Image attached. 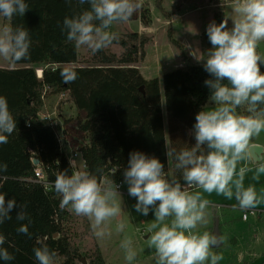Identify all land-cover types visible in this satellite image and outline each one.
Listing matches in <instances>:
<instances>
[{
    "label": "clouds",
    "instance_id": "obj_1",
    "mask_svg": "<svg viewBox=\"0 0 264 264\" xmlns=\"http://www.w3.org/2000/svg\"><path fill=\"white\" fill-rule=\"evenodd\" d=\"M77 2L89 8L65 17L62 31L76 48L85 47L93 54L117 41L114 26L128 22L142 7V0ZM229 7L232 27L226 17L219 24L210 22L206 30L212 45L204 63L212 77L205 81L211 91L210 106L196 114L195 145L180 150L166 145V156L174 161L181 179L170 177L158 158L140 151L129 154L123 172L128 194L137 201L135 210L144 216L154 212L146 231L155 264H219L222 256L213 249L223 237L199 231L208 223L210 200L205 194L234 198V207L241 211L255 209L260 202L255 186H246L245 179L249 172L255 173V179L264 174V152L254 154L253 143L264 132V54L259 51L264 44V0H231ZM28 9L26 0H0V19L7 21L0 23V60L12 65L30 57L29 30L11 23ZM75 78L73 73L69 80ZM16 127L7 98L0 95V144L7 143ZM53 187L61 208L87 218L98 241L112 235L111 224L124 211L120 186L113 180L102 181L87 170L69 174L65 169L57 173ZM26 207L0 192V224L12 218L14 209H18V221L29 220ZM125 229L126 224L117 220L115 231L124 233ZM17 232L31 236L27 225ZM5 239L0 233V260L7 262L15 257L3 247ZM119 246L127 264H133L138 257L133 239L123 236ZM33 252L38 264H56V253L47 245L35 247Z\"/></svg>",
    "mask_w": 264,
    "mask_h": 264
},
{
    "label": "trees",
    "instance_id": "obj_2",
    "mask_svg": "<svg viewBox=\"0 0 264 264\" xmlns=\"http://www.w3.org/2000/svg\"><path fill=\"white\" fill-rule=\"evenodd\" d=\"M156 2L162 10V1ZM26 3L29 9L24 16H15L11 23L29 30L30 57L13 68L0 67V95L7 98L17 124L7 143L0 144V192L6 199L15 198L17 205H26L31 222L18 221V209H14L12 218L0 224V233L6 238L3 247L15 257L12 261L0 260V264H38L33 249L44 245L56 253V264H77L81 254L72 244L68 227L73 214L61 208L54 188L46 190L30 180L34 175L33 157L51 181L60 171L72 172L54 130L38 118L43 97L48 92H69L80 112L73 120L75 131L84 140L78 151L88 171L101 180H124L123 172L133 151L158 158L168 175L171 167V177L181 179L174 161L166 156V145L177 150L195 145V117L209 100L211 91L205 81L212 77L204 64H196L168 71L161 78L146 79L137 63L144 58V46L150 38L139 32L120 40L126 49L121 55L103 49L95 54L93 64H78V48L66 39L63 20L87 10L89 5L77 0ZM146 16L141 7L131 19ZM224 19V10L214 13L217 24ZM168 37L183 49L171 32ZM201 47L206 60L212 48L207 31L201 34ZM42 63L45 65L39 77L35 65ZM73 73L76 78L70 81ZM21 225H27L30 237L17 232ZM88 264L107 263L102 252L96 250Z\"/></svg>",
    "mask_w": 264,
    "mask_h": 264
},
{
    "label": "rangeland",
    "instance_id": "obj_3",
    "mask_svg": "<svg viewBox=\"0 0 264 264\" xmlns=\"http://www.w3.org/2000/svg\"><path fill=\"white\" fill-rule=\"evenodd\" d=\"M162 10L158 8L156 0H142V9L146 11V17L130 19L126 23H121L114 26V31L118 33V40L110 45L107 50L121 55L126 49L120 44L121 39H127L131 32H139L150 38V41L144 46L145 56L137 63L139 70H143L146 78L151 79L154 75L162 76L163 73L168 71L182 68L188 64H204L206 60L202 57L201 47V34L207 30V26L213 21V16L216 11L224 10L225 18L228 17V27H232V16L229 5L231 0H161ZM215 4V6H214ZM218 4V5H217ZM147 20V22H145ZM0 23H7V21L0 19ZM178 40L183 49L174 45L168 33ZM189 45L191 55L187 56L186 47L184 43ZM259 51L264 54V44L260 45ZM183 52V53H182ZM79 63L81 65L93 64L95 60V54L85 47L78 48ZM45 64L35 65L38 70L42 69ZM0 67L13 68L15 65L9 64L3 60H0ZM261 71L264 72V64L261 65ZM142 74V73H141ZM163 96V95H162ZM43 113H50L55 116V121L59 123L63 122V127L67 135L72 149L78 151V148L84 143V140L77 134L74 127V119L80 115L79 110L75 107L72 98H63L60 100V93L51 94L47 93L44 97V104L41 108ZM165 113V110H164ZM68 124H65V121ZM59 126V125H58ZM254 141H259L264 145V132ZM255 173L249 172L245 179V185L251 184L258 179L254 178ZM172 175L170 174V177ZM260 181H264V174L260 175ZM121 194V193H120ZM123 213L120 217L116 218L111 224L112 235L102 241H98L90 228V222L87 218L77 217L73 214L74 219L68 224L70 228V238L72 244L77 246L81 254V260L77 261V264H88L96 250H100L107 264H127L124 259L123 250L119 244L123 236L127 235L134 241V246L138 251V257L133 264H155L153 250L147 247V239L142 235V231L146 230L148 225L152 222L154 212L149 211L147 216L138 213L134 205L136 204V198L130 195L121 194ZM219 199H225L221 197ZM206 225H201L199 231H214V227L217 220L221 221V228L223 233V240L228 243L234 240H240L242 246L246 242L252 240V233H255L253 229L247 228L245 234L247 238L240 237L238 234L232 237L226 236V227L224 224V218L222 217L221 209H217L215 206H211L207 209ZM224 215L230 221L238 220V213L226 211ZM117 220H122L126 224L124 233H117L115 231V224ZM148 234V232H146ZM251 238V239H250ZM253 243V242H252ZM252 246V245H251ZM246 247V246H244ZM214 248L213 251L222 255V251L226 247ZM218 249L220 251H218ZM251 248V251H254ZM250 251V252H251ZM85 260L86 263L83 262ZM220 263V262H219Z\"/></svg>",
    "mask_w": 264,
    "mask_h": 264
},
{
    "label": "crops",
    "instance_id": "obj_4",
    "mask_svg": "<svg viewBox=\"0 0 264 264\" xmlns=\"http://www.w3.org/2000/svg\"><path fill=\"white\" fill-rule=\"evenodd\" d=\"M218 5V4H217ZM215 6V4H214ZM184 43V42H183ZM186 52L188 53L187 56L189 58V55H191L189 50V45L187 43H184ZM194 65V64H188ZM187 66H183L182 68H185ZM139 68V66H138ZM140 69V68H139ZM142 75L146 78V76L143 73V70L140 71ZM164 74V73H163ZM162 74V75H163ZM161 78L160 75H154L151 77L153 78ZM148 79V78H146ZM206 106H210V102L208 100ZM168 132L166 129V139L168 142ZM254 144H259L262 146V152H264V145L260 143L259 141H253ZM171 165V164H170ZM171 174V167H169V175ZM261 179L256 180L255 182L251 183L255 186L257 193L260 198V202L257 204V208L260 209L258 215L250 216L247 220H243L241 217V211L234 207L236 205V200L233 198L231 200L225 198V199H219L223 196L217 195L215 193L208 195L205 194V196L210 200V205L217 207V209H221L222 217L224 218V224L226 227V236L232 237L233 235H239L241 238L244 237L247 238V235L245 234L246 227L252 228L255 233H252V241L246 242L244 246L241 245L240 240H234L228 243V241H222V244L220 248L226 247L225 250L222 251V259L219 261V264H264V181H260ZM247 186V185H246ZM221 205V207H218V205ZM230 211L234 213H238V220L230 221L227 219V217L224 215V212ZM219 222L220 227V236L223 237L222 228H221V221L217 220ZM146 230L142 231V235L144 238L147 239L149 234H146ZM213 232V231H212ZM248 239V238H247ZM251 239V238H250ZM249 240V239H248ZM252 245V246H251ZM219 248V249H220ZM251 248H254V251H251ZM218 249V251H220ZM251 251V252H250Z\"/></svg>",
    "mask_w": 264,
    "mask_h": 264
},
{
    "label": "built area",
    "instance_id": "obj_5",
    "mask_svg": "<svg viewBox=\"0 0 264 264\" xmlns=\"http://www.w3.org/2000/svg\"><path fill=\"white\" fill-rule=\"evenodd\" d=\"M70 98V94L68 91H62L60 92V100L63 98ZM44 100V97H43ZM38 118L41 122H43L45 125L49 126L52 128L56 134V137L58 138L60 142V147L62 152L65 154L66 159L68 160L70 164L71 160V170L72 172L75 170H87V165L82 158V155L79 151H74L67 140V135L65 132V128L63 127V122L59 123L58 121H55V116L53 117L52 114L50 113H43L41 110L38 113ZM59 125V126H58ZM35 160H37L36 157L32 158V162L34 164V175L33 177L30 178L32 181H36L38 183H41L46 190H52L54 181H51L48 179L45 170L40 164H35ZM105 180V178H102V181ZM120 187L118 188L119 193L124 194V195H129L128 194V185L124 182V180H121L116 183ZM218 207H221L219 204ZM239 209L238 207H236ZM240 210V209H239ZM241 211V210H240ZM260 209L257 207L255 209L247 210V211H241V217L243 220H247L250 216L253 215H258Z\"/></svg>",
    "mask_w": 264,
    "mask_h": 264
},
{
    "label": "water",
    "instance_id": "obj_6",
    "mask_svg": "<svg viewBox=\"0 0 264 264\" xmlns=\"http://www.w3.org/2000/svg\"><path fill=\"white\" fill-rule=\"evenodd\" d=\"M43 71V70H42ZM42 76V75H41ZM41 76H39V77H41ZM143 90V89H142ZM256 145V147H255V149H254V154H258L259 152H262V146H260L259 144H255ZM35 164H39V161L38 160H35ZM213 233L214 234H216V235H218V236H220V234H221V232H220V227H219V222L217 221V223H216V225H215V227H214V231H213ZM55 236H57L56 234H55ZM222 244V243H221ZM221 244L219 245V246H217V247H215V248H218V247H220L221 246ZM83 262L84 263H86L85 262V260H83Z\"/></svg>",
    "mask_w": 264,
    "mask_h": 264
},
{
    "label": "bare ground",
    "instance_id": "obj_7",
    "mask_svg": "<svg viewBox=\"0 0 264 264\" xmlns=\"http://www.w3.org/2000/svg\"><path fill=\"white\" fill-rule=\"evenodd\" d=\"M42 75V69H39L38 70V76H41Z\"/></svg>",
    "mask_w": 264,
    "mask_h": 264
}]
</instances>
